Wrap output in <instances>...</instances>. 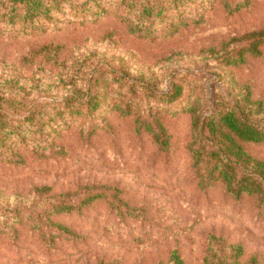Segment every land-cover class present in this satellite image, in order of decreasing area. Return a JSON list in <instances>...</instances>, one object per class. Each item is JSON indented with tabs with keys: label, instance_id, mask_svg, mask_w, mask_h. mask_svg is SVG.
Here are the masks:
<instances>
[{
	"label": "rangeland",
	"instance_id": "1",
	"mask_svg": "<svg viewBox=\"0 0 264 264\" xmlns=\"http://www.w3.org/2000/svg\"><path fill=\"white\" fill-rule=\"evenodd\" d=\"M51 1L58 10L23 35L21 22L2 19L0 0V123H8L0 133V264H174L175 253L183 264H204L213 249L220 260L235 245L244 248L241 264H264V214L220 183L199 184L188 112L247 100L264 106V46L252 54L247 39L264 30V0H228L242 7L235 13L223 0L179 8L151 0L170 8L152 27L156 39L130 34L123 0H98L103 15L91 0ZM121 66L159 96L184 87L174 103L144 92L146 119L164 128L167 148L138 130L139 115L115 110L126 92L113 80L124 76ZM247 149L264 161V145ZM95 194L103 197L88 204ZM61 202L73 211L49 215Z\"/></svg>",
	"mask_w": 264,
	"mask_h": 264
},
{
	"label": "trees",
	"instance_id": "2",
	"mask_svg": "<svg viewBox=\"0 0 264 264\" xmlns=\"http://www.w3.org/2000/svg\"><path fill=\"white\" fill-rule=\"evenodd\" d=\"M2 1L3 5L8 8V12L1 15L2 19L7 18V21L13 23L21 22L23 26L19 32L23 35H28L40 29L42 20H48L58 10L56 1L51 0ZM190 2L192 0H172L169 5L174 4V8H179L177 3L188 5ZM222 2L223 6L231 13H235L242 8L241 6H232L228 0H223ZM91 3L100 10L97 11V14L103 15L106 13V9H100L102 6L101 2L91 0ZM93 5L83 7L84 11L92 10ZM169 5H155L151 0H123L119 5V9L127 10L124 20L127 21L128 31L131 35L156 39L162 37L161 31L160 29L153 30L152 27L156 24V20H161L163 15L170 10L168 8ZM130 12L137 13L141 20L137 22L131 21ZM184 12V10H181L180 20H183L181 18ZM121 16L123 17V15ZM193 22L196 21L194 20ZM176 26L173 24L170 27L171 30H174L173 28ZM171 32H165V36H168ZM247 39L252 40V44L249 47L250 53L260 54L259 46H264V30L247 36ZM120 69L124 76L115 75L113 80L116 84H119V88L125 89L126 92L117 96L118 98L114 102L115 110L125 117L139 115L140 117L136 120L138 130L145 129L152 134L162 149L167 148L169 143L164 128L159 124L160 131H158L154 128L152 122L146 119L145 109L143 108L144 92H148V96L151 99L174 103L184 95V87L182 85H174L173 89L166 95L159 96L149 81L144 84L138 79L140 77L130 76L125 66H121ZM247 101L246 103L245 101L243 102V106L237 104L231 107L222 102L221 106L218 105L212 109L213 111L209 115L199 113L197 107H189L188 112L192 117L190 152L201 186L209 187L215 183H220L224 186L226 193L232 198L237 201L250 199L255 202L257 208L264 214V161L255 158L247 149V146L264 145V106L262 103L252 105L253 103H250L249 100ZM5 103L9 105V108L14 106L11 101H5ZM92 111L93 109H91ZM259 116H262V119H259ZM35 119L36 117L32 118V120ZM7 126L8 123H0V133ZM21 131L26 130H20L17 134V138L23 143V138L29 136L28 134H22ZM33 142L37 143L39 141H35L33 138ZM6 160L8 163L13 164L23 162L21 158ZM41 191L44 193V191L48 192L50 189L44 188ZM102 197V194L92 195L88 199V204ZM71 211H73V207L70 204L61 202L52 207L49 215ZM28 224L34 230H41V227L42 230L44 229L37 221H29ZM50 225H52V222ZM42 230L41 233H43ZM57 230L60 235H73L72 231L62 226H58ZM6 234L11 235L12 231L6 230ZM231 250L229 255L217 260L213 249L206 257L204 264H241V259L244 257V248L241 245H235L232 246ZM173 258L174 264H183L177 253L174 254Z\"/></svg>",
	"mask_w": 264,
	"mask_h": 264
}]
</instances>
